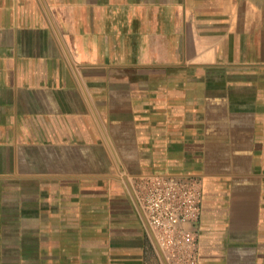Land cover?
I'll use <instances>...</instances> for the list:
<instances>
[{"label": "crops", "instance_id": "crops-1", "mask_svg": "<svg viewBox=\"0 0 264 264\" xmlns=\"http://www.w3.org/2000/svg\"><path fill=\"white\" fill-rule=\"evenodd\" d=\"M144 174L202 181L198 264H264V0H0V264H150Z\"/></svg>", "mask_w": 264, "mask_h": 264}, {"label": "built area", "instance_id": "built-area-1", "mask_svg": "<svg viewBox=\"0 0 264 264\" xmlns=\"http://www.w3.org/2000/svg\"><path fill=\"white\" fill-rule=\"evenodd\" d=\"M137 197L166 264H198L203 183L152 174L139 179Z\"/></svg>", "mask_w": 264, "mask_h": 264}, {"label": "rangeland", "instance_id": "rangeland-1", "mask_svg": "<svg viewBox=\"0 0 264 264\" xmlns=\"http://www.w3.org/2000/svg\"><path fill=\"white\" fill-rule=\"evenodd\" d=\"M147 175H152V174H144V175H141L140 178L143 177V176H147ZM140 178H138L137 180H133V181L132 180H129L128 181L129 182L128 183V186L130 188V192H131V194H132V196H133V198L135 200V203L139 207H140V204H139V201H138V197H137V193L136 192H137V189H138V182H139V179ZM124 182H125V180L121 176V179H120V183H122L121 186H126L127 187V185H125ZM140 209H141V207H140ZM105 229H107V228H105ZM148 240L151 243V254H152V258L150 260V264H166L164 262L162 256L158 252L157 247H156V244H155L152 236H151V239L149 238Z\"/></svg>", "mask_w": 264, "mask_h": 264}, {"label": "bare ground", "instance_id": "bare-ground-1", "mask_svg": "<svg viewBox=\"0 0 264 264\" xmlns=\"http://www.w3.org/2000/svg\"><path fill=\"white\" fill-rule=\"evenodd\" d=\"M144 216H145V214H144ZM146 218V217H145ZM147 221V220H146Z\"/></svg>", "mask_w": 264, "mask_h": 264}]
</instances>
